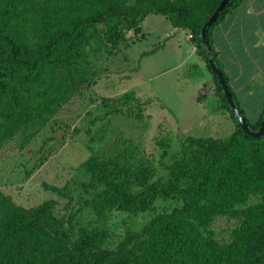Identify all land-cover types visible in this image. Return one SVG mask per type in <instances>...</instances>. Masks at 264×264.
<instances>
[{"label":"rangeland","instance_id":"374dc122","mask_svg":"<svg viewBox=\"0 0 264 264\" xmlns=\"http://www.w3.org/2000/svg\"><path fill=\"white\" fill-rule=\"evenodd\" d=\"M176 1L114 3L131 12L150 3ZM185 1L193 5L196 0ZM211 6L198 9L195 16ZM95 28L99 37L84 49L86 66L79 65L73 78L64 72L46 75L48 108L42 120L16 127L9 137L0 132V222L8 215L9 203L30 209L52 200V215L70 244L79 229L96 228L106 234L102 249L116 251L140 241L148 222L181 208V200L157 199L139 213L109 205L98 215L89 203L104 186L90 182L85 163L92 160L114 183L128 178L129 191L139 193L167 181L172 167L186 157L187 138L225 140L235 127L186 30L172 28L157 15L146 16L137 34L121 23ZM8 29L26 46L35 45L36 35L25 24L12 21ZM248 116L244 119L250 122ZM261 202L260 195H250L236 209ZM240 221L212 216L197 230L225 245Z\"/></svg>","mask_w":264,"mask_h":264},{"label":"trees","instance_id":"16d2710c","mask_svg":"<svg viewBox=\"0 0 264 264\" xmlns=\"http://www.w3.org/2000/svg\"><path fill=\"white\" fill-rule=\"evenodd\" d=\"M219 1L150 3L128 12L114 0H0V132L5 136L22 124L42 120L48 108L46 75L64 72L73 78L79 65L86 66L84 49L99 37L96 25L121 23L137 34L148 15L163 16L172 28L189 33L235 127L225 140L187 138L186 157L172 167L167 181L139 193L129 191L128 178L114 183L92 160L85 163L90 182L104 186L89 203L98 215L109 205L139 213L157 199L181 200V208L153 217L144 228L145 236L131 247L102 249L106 234L96 228L79 229L70 244L52 215L54 201L30 209L9 203L8 215L0 222V264H264V132L251 138L239 130L199 41L200 28ZM209 3L212 6L196 17L195 12ZM239 4L240 0H229L205 33L209 55L221 73L211 48V28ZM12 21L35 33L34 46H26L16 31L8 29ZM228 92L237 106L229 88ZM263 117L264 110L255 122L244 120L254 131ZM254 194L262 197L261 203L236 209ZM217 215L241 219L225 245L200 236L197 230ZM20 242L23 245L16 246Z\"/></svg>","mask_w":264,"mask_h":264},{"label":"crops","instance_id":"0c3cea01","mask_svg":"<svg viewBox=\"0 0 264 264\" xmlns=\"http://www.w3.org/2000/svg\"><path fill=\"white\" fill-rule=\"evenodd\" d=\"M210 38L237 107L255 122L264 110V0H240L211 28Z\"/></svg>","mask_w":264,"mask_h":264},{"label":"water","instance_id":"95a60500","mask_svg":"<svg viewBox=\"0 0 264 264\" xmlns=\"http://www.w3.org/2000/svg\"><path fill=\"white\" fill-rule=\"evenodd\" d=\"M229 0H220L219 3L217 4L216 8L212 12V14L209 16V18L203 23L202 27L200 28L199 31V41L202 45V47L205 49V56H206V62L207 65L209 66L210 70L212 71L213 75L215 76V79L219 85V88L221 90V93L225 99V102L235 120V123L237 124L238 128L240 131H242L244 134L248 135L251 138H259L262 136L264 132V117L261 119L259 126L256 130H251L246 121L244 120L243 116L240 114L237 106L235 105L234 100L230 96L228 92V87L226 80L224 79L221 71L216 67L214 61L209 55V48L206 43V37L205 33L207 28L215 21L216 17L218 16L219 12L222 10L224 5L228 2Z\"/></svg>","mask_w":264,"mask_h":264},{"label":"built area","instance_id":"2783aa9c","mask_svg":"<svg viewBox=\"0 0 264 264\" xmlns=\"http://www.w3.org/2000/svg\"><path fill=\"white\" fill-rule=\"evenodd\" d=\"M190 37V36H189Z\"/></svg>","mask_w":264,"mask_h":264}]
</instances>
